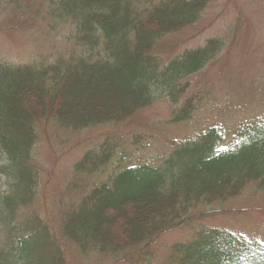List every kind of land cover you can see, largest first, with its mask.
Listing matches in <instances>:
<instances>
[{"label": "trees", "instance_id": "obj_1", "mask_svg": "<svg viewBox=\"0 0 264 264\" xmlns=\"http://www.w3.org/2000/svg\"><path fill=\"white\" fill-rule=\"evenodd\" d=\"M58 2L55 13L71 21L78 49L54 60L0 63V177L9 181L0 196V215L26 206L36 194L40 167L32 163L31 151L39 125L78 131L129 120L158 97H180L188 78L221 47L210 39L164 63L153 54L161 37L199 18L206 0H159L143 9L138 0ZM191 102L185 100L174 121L190 117ZM238 134L232 145L221 146L224 132L213 125L182 140L156 163L115 169L64 214L63 232L80 248L110 253L115 264H148L151 246L162 233L204 215L191 213L198 204L235 196L251 182L264 190V121ZM108 156L87 151L73 170L91 174ZM31 223L25 224L31 233L18 240L20 255L7 253L0 264H66L45 228ZM34 236L37 260L30 252ZM175 250V264H264L263 242L218 228L201 231Z\"/></svg>", "mask_w": 264, "mask_h": 264}, {"label": "rangeland", "instance_id": "obj_2", "mask_svg": "<svg viewBox=\"0 0 264 264\" xmlns=\"http://www.w3.org/2000/svg\"><path fill=\"white\" fill-rule=\"evenodd\" d=\"M58 1L0 0V62L48 61L78 49L72 43L71 21L55 13ZM158 1L138 0V9ZM210 39L220 42L219 51L188 78L180 97H158L120 123L96 124L78 131L53 123L36 128L31 151L32 163L40 167L36 194L29 204L15 210L10 221H3L0 215L1 260L7 253L20 255L18 240L31 233L25 226L30 221L35 228H45L64 252L66 264H115L110 253L80 248L62 229L64 214L76 208L93 186L108 181L115 169L126 164L162 159L182 140L213 125L222 128L225 136L221 146L228 147L241 128L264 121V0H206L199 18L161 37L153 54L164 63ZM187 99L192 100L190 117L174 121ZM88 150L105 152L109 159L91 174H78L73 165ZM8 185L1 176L0 196ZM256 185L248 183L235 196L197 205L192 212L206 211L204 217L191 218L162 233L152 244L148 264L177 263L176 246L190 242L199 230L220 228L264 242V190ZM35 242L34 236L30 252L37 260L39 244Z\"/></svg>", "mask_w": 264, "mask_h": 264}]
</instances>
